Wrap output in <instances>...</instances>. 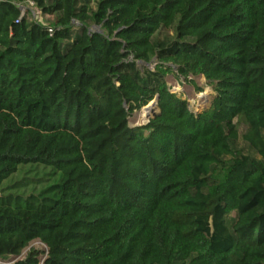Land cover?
<instances>
[{"label": "trees", "instance_id": "trees-1", "mask_svg": "<svg viewBox=\"0 0 264 264\" xmlns=\"http://www.w3.org/2000/svg\"><path fill=\"white\" fill-rule=\"evenodd\" d=\"M24 168L55 179L7 193ZM34 241L14 264H264V0H0V260Z\"/></svg>", "mask_w": 264, "mask_h": 264}, {"label": "rangeland", "instance_id": "rangeland-1", "mask_svg": "<svg viewBox=\"0 0 264 264\" xmlns=\"http://www.w3.org/2000/svg\"><path fill=\"white\" fill-rule=\"evenodd\" d=\"M41 19L42 23L45 25H49L53 21V17H46L43 15L41 16ZM172 36V31H164L158 36V38L163 40L165 37ZM148 68L152 71H155L157 68V60L155 59L152 63H150ZM193 80L195 81V86L187 83L184 80L179 82L172 75L167 77V83L171 87L172 92L183 97V99L188 101L190 109L195 113H199L211 105L215 97V92L213 87L209 86L203 77L194 78ZM199 90L203 92L200 93ZM141 112L135 113L134 116L131 117L130 124L132 127L142 125V123H140L139 119L137 118ZM236 123L238 124L240 137H242L246 130V126L244 125L242 119H237ZM237 146L239 149H244L246 153L250 152L242 138L239 139ZM252 153L255 154L254 152ZM255 155L259 159L262 158V155L260 154ZM51 174L52 172L50 170H43L41 168H24L20 170L19 173L14 175L10 180H8L3 187L7 193L10 191H16L23 195L38 193L43 187L55 179L53 176H51ZM33 250L40 253V259H43L48 252L45 245L39 241H34L23 251L20 258H11L5 261V263L0 260V264H14L18 260L25 259Z\"/></svg>", "mask_w": 264, "mask_h": 264}, {"label": "built area", "instance_id": "built-area-1", "mask_svg": "<svg viewBox=\"0 0 264 264\" xmlns=\"http://www.w3.org/2000/svg\"><path fill=\"white\" fill-rule=\"evenodd\" d=\"M20 9L22 14L19 21L24 17H28V18L31 17V19H33L34 21H37L40 24L45 25L42 23V19H41V16L43 14L41 13V11L35 8V4L33 2H28L26 6H21ZM19 21H17L16 23L18 24ZM50 32L52 31L50 30Z\"/></svg>", "mask_w": 264, "mask_h": 264}, {"label": "water", "instance_id": "water-1", "mask_svg": "<svg viewBox=\"0 0 264 264\" xmlns=\"http://www.w3.org/2000/svg\"><path fill=\"white\" fill-rule=\"evenodd\" d=\"M94 30H96L97 32L100 30L99 28H94ZM153 105L154 107H150V106H147L145 107L142 112L140 113L139 116H137V118L139 119L140 123L143 121V112H147V111H151L153 114L152 116H149L148 117V120L146 121V123H142L141 126H146L150 123V121L152 119H154L159 113H160V109H159V98H156L154 101H153Z\"/></svg>", "mask_w": 264, "mask_h": 264}, {"label": "bare ground", "instance_id": "bare-ground-1", "mask_svg": "<svg viewBox=\"0 0 264 264\" xmlns=\"http://www.w3.org/2000/svg\"><path fill=\"white\" fill-rule=\"evenodd\" d=\"M153 103L154 102H152L149 106L150 107H154V106H152L153 105ZM152 112L149 110V111H147V112H143V121L141 122V123H146V121L148 120V117L149 116H152Z\"/></svg>", "mask_w": 264, "mask_h": 264}]
</instances>
